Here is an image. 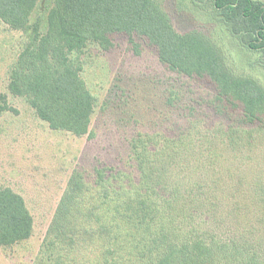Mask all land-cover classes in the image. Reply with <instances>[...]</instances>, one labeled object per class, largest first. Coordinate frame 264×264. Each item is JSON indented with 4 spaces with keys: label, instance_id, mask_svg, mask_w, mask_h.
<instances>
[{
    "label": "trees",
    "instance_id": "1",
    "mask_svg": "<svg viewBox=\"0 0 264 264\" xmlns=\"http://www.w3.org/2000/svg\"><path fill=\"white\" fill-rule=\"evenodd\" d=\"M38 1L0 0V21L26 37L8 90L50 129L89 133L97 100L82 73L89 51H110L115 34L134 54L143 39L169 71L208 82L214 93L203 106L218 121L205 126L191 109L173 135L137 134L129 143L136 176L74 170L33 264H264V171L249 143L255 131L264 137V90L230 70L203 33H177L158 0H54L45 18ZM210 4L264 60V3ZM7 111L0 93V114ZM238 216L258 223L235 226ZM32 231L23 197L0 187V247Z\"/></svg>",
    "mask_w": 264,
    "mask_h": 264
},
{
    "label": "rangeland",
    "instance_id": "2",
    "mask_svg": "<svg viewBox=\"0 0 264 264\" xmlns=\"http://www.w3.org/2000/svg\"><path fill=\"white\" fill-rule=\"evenodd\" d=\"M53 1L39 0L36 14L45 18ZM158 1L177 33H203L222 52L230 70L250 77L264 90V60L258 62L259 55L243 47L224 28L213 13L210 0ZM25 40L22 32L0 21V93L6 96L9 106V111L0 114V187L20 194L33 219V231L27 240L0 247V264L35 262L74 170L83 171L87 178L98 167L136 176L129 158V143L137 134L173 135L183 127V114L191 109L205 126L218 121L203 106L214 93L208 82L169 71L143 39L136 38L141 52L134 54L127 38L115 34L110 51H89L82 73L97 100L89 133L76 137L54 131L36 117L23 98L8 90L10 71ZM249 143L264 171V137L255 131ZM247 223L257 224L258 220L255 216H238L234 221L235 226Z\"/></svg>",
    "mask_w": 264,
    "mask_h": 264
}]
</instances>
